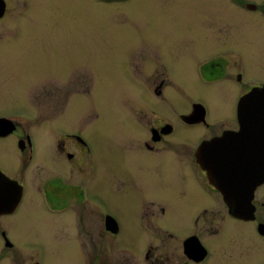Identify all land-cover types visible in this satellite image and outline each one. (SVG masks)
<instances>
[{
	"label": "flooded vegetation",
	"instance_id": "flooded-vegetation-1",
	"mask_svg": "<svg viewBox=\"0 0 264 264\" xmlns=\"http://www.w3.org/2000/svg\"><path fill=\"white\" fill-rule=\"evenodd\" d=\"M97 1L119 5L131 0ZM225 2L240 11L264 13V2ZM27 9V0H0V93L22 91L16 79L25 62L21 32L24 25L34 28ZM222 10L216 20L210 17L221 28L202 38L161 40L167 47L161 55L135 56L117 74L116 86L124 89L111 99L124 136L115 141L117 156L138 171L142 185L151 179L160 195L142 202L136 242L123 236L118 217L91 190L100 185L99 158L90 138V133L101 137L96 129L99 113L89 127L68 128L51 113L53 119L38 120L34 110L0 111V150L2 145L8 149L11 168L6 172L0 165V174L11 182H0V263L12 252L15 264H46L53 245L66 264H251L244 259L257 250L255 239L264 245V182L252 193V217L246 220L230 209L197 161L201 144L238 132V103L264 86L260 56L236 47L234 39L240 35H230L223 27L228 12ZM205 12L211 16L213 8ZM146 59L151 65H144ZM48 78L50 82L39 84L47 91L45 98L36 94V85L27 90L32 93L27 101L32 106H63L60 117L68 111L78 117L82 109L74 112L73 107L82 102L85 89L100 84L98 69L79 75L61 70ZM70 89L82 91L76 104L74 99L69 102ZM97 91L91 97L95 110ZM232 193L240 196L237 189ZM13 199L14 206L6 204ZM33 207L37 209L30 216ZM178 209L191 215L194 226L182 230L166 222ZM222 233L224 243L219 242ZM258 264H264V252Z\"/></svg>",
	"mask_w": 264,
	"mask_h": 264
},
{
	"label": "rangeland",
	"instance_id": "rangeland-1",
	"mask_svg": "<svg viewBox=\"0 0 264 264\" xmlns=\"http://www.w3.org/2000/svg\"><path fill=\"white\" fill-rule=\"evenodd\" d=\"M233 1L235 0H229L230 3ZM27 3L25 15L34 24V28L24 25L21 32L19 49H22L21 57L25 62L21 64L23 67L16 79L19 80L18 89L22 91L0 93V111L34 110L38 120L53 119V114L58 124L68 128L89 127L95 113H99L100 121L96 124V129L101 137L96 139L90 133V138L94 141L95 152L99 158L100 185L91 186V190L98 192L118 217L123 236H131L132 242H136L140 227L137 212L142 202L156 200L153 196L160 195L159 190L154 189L151 179L148 186L142 185L137 177L138 171L129 168L117 156L115 141L121 142L124 139L119 132L121 126H117L114 103L111 100L116 93L124 91L116 86L117 74L124 72L123 65H131V61L136 60L135 56L161 55V49L167 48L161 45V40L173 43L176 37L191 38L193 35L202 38V35L221 28L220 25H214L210 17L216 20L218 10L224 9L228 12V18L223 27H227L230 35H240L234 39L238 49L245 51L246 55L260 56L259 73L264 77V13L240 11L230 7L225 0H131L119 5H104L97 0H27ZM206 7L213 8L211 16L205 12ZM144 65L151 64L146 59ZM16 68L20 71L18 63ZM95 69H98L100 84L91 89V92L85 89L84 98L80 94L81 90L70 89V103L74 99L76 104L83 98L80 104L73 107L74 112L81 107L82 112L78 117L70 111L65 112L66 117H60L63 106H32L27 101L32 97L30 90H27L32 91L36 85V94L39 98H45L47 91L39 84L46 80L50 82L49 74L65 70L79 75ZM70 74L74 77L71 72ZM69 83L72 88L73 80L69 79ZM96 90L100 99L95 110L91 97ZM210 110L212 112V107ZM83 132L89 137L87 130L83 129ZM0 156L3 170L11 172L6 162L8 149L4 145L1 146ZM33 187L31 182L29 188ZM262 195L261 199L264 201V191ZM30 209L31 216L37 208ZM260 214L264 215V207ZM166 222L182 230L194 226L191 215L180 209L167 216ZM230 224H225V228ZM251 240L254 241V238ZM219 242H226L223 233L219 236ZM255 242L257 250L248 253L244 259L251 264H258L264 252L262 242L257 238ZM209 243L215 248V243ZM0 264H15L13 253L6 252ZM46 264H66L61 254L54 252L53 245L48 247Z\"/></svg>",
	"mask_w": 264,
	"mask_h": 264
},
{
	"label": "water",
	"instance_id": "water-1",
	"mask_svg": "<svg viewBox=\"0 0 264 264\" xmlns=\"http://www.w3.org/2000/svg\"><path fill=\"white\" fill-rule=\"evenodd\" d=\"M237 122L238 132L201 144L197 161L230 209L248 220L252 217V193L264 182V87L252 89L240 100ZM0 182L11 184L2 174ZM233 189L239 190L240 196L233 195ZM15 203L16 199L6 201L12 206ZM3 204L0 202V207Z\"/></svg>",
	"mask_w": 264,
	"mask_h": 264
}]
</instances>
